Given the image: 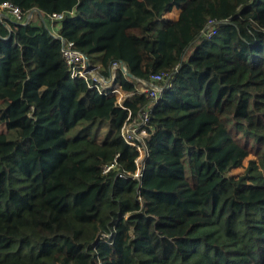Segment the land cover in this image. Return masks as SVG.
Segmentation results:
<instances>
[{
	"label": "trees",
	"instance_id": "obj_1",
	"mask_svg": "<svg viewBox=\"0 0 264 264\" xmlns=\"http://www.w3.org/2000/svg\"><path fill=\"white\" fill-rule=\"evenodd\" d=\"M4 1L63 12L58 34L135 92L120 105L70 76L46 22L0 18V264H264V0ZM156 73L141 179L103 174L135 169L120 129ZM249 155L263 186L252 159L232 174Z\"/></svg>",
	"mask_w": 264,
	"mask_h": 264
},
{
	"label": "built area",
	"instance_id": "obj_2",
	"mask_svg": "<svg viewBox=\"0 0 264 264\" xmlns=\"http://www.w3.org/2000/svg\"><path fill=\"white\" fill-rule=\"evenodd\" d=\"M0 18L2 23H5L9 29L8 19L14 23H28L32 21V16L37 14L40 17V22L47 23L51 33L54 37L58 38L61 44V54L64 62L68 66L70 76L72 78H82L88 84L89 87L95 88L99 92L106 94H113L116 97V101L122 105L123 100L126 97L133 95V92L125 91L115 80V69L121 68V64L114 62L111 65V75L106 78L96 71V66L92 65L88 58L79 50L74 47V44L70 40L62 38L58 34L60 21L64 17L63 12H54L47 18L44 17L38 10H32L27 14L22 13L20 8L8 1H4L0 4ZM217 28L214 20H209L207 28L202 32L204 38H210L216 34ZM123 71V70H122ZM124 72V71H123ZM166 73H156L150 76V81H141L136 92L145 93L151 101L147 103L145 107L138 109L135 113L131 110L128 111V116L120 129V135L123 141L129 146L135 148L137 155L134 159L135 169L131 172H122L119 170L116 158L112 161L102 165L101 171L103 174L111 171L116 172L118 177L130 178L134 180H140L144 169L145 159L147 156L146 140L149 135V116L153 103H158L160 99V93L163 85L159 84L165 81Z\"/></svg>",
	"mask_w": 264,
	"mask_h": 264
},
{
	"label": "rangeland",
	"instance_id": "obj_3",
	"mask_svg": "<svg viewBox=\"0 0 264 264\" xmlns=\"http://www.w3.org/2000/svg\"><path fill=\"white\" fill-rule=\"evenodd\" d=\"M40 17L34 13V15L32 16V22H40ZM199 41V40H198ZM198 42L194 43L193 45L190 46V48L188 49V56L193 52L194 48L197 46ZM0 130H2V125L0 124ZM75 130L71 131L70 135H73V133ZM104 133V128L100 129V131L97 132V138H101L103 136ZM252 159L254 160V164L251 170V175L253 176L251 179H249V181L254 184L255 186H263L262 181L260 179L261 175H262V170L259 168L258 166V161L255 159V157L253 155H249L243 162V165L239 168H236L232 171L233 175H241L242 173H244L246 166L248 165L249 160Z\"/></svg>",
	"mask_w": 264,
	"mask_h": 264
},
{
	"label": "crops",
	"instance_id": "obj_4",
	"mask_svg": "<svg viewBox=\"0 0 264 264\" xmlns=\"http://www.w3.org/2000/svg\"><path fill=\"white\" fill-rule=\"evenodd\" d=\"M180 12H181L180 9L174 7L170 11L166 12L164 14V17L165 18H169V19H177L179 17V15H180Z\"/></svg>",
	"mask_w": 264,
	"mask_h": 264
},
{
	"label": "water",
	"instance_id": "obj_5",
	"mask_svg": "<svg viewBox=\"0 0 264 264\" xmlns=\"http://www.w3.org/2000/svg\"><path fill=\"white\" fill-rule=\"evenodd\" d=\"M121 67H122V70L124 71V73L130 75L129 72L127 71L126 67L124 66V64H121ZM159 101H160V99H159Z\"/></svg>",
	"mask_w": 264,
	"mask_h": 264
}]
</instances>
